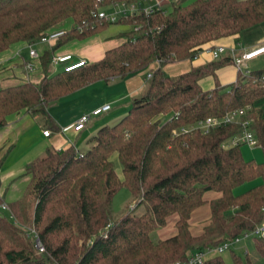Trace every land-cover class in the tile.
<instances>
[{"label":"trees","instance_id":"16d2710c","mask_svg":"<svg viewBox=\"0 0 264 264\" xmlns=\"http://www.w3.org/2000/svg\"><path fill=\"white\" fill-rule=\"evenodd\" d=\"M135 1L0 0V54L19 43L37 42L66 20L72 23L40 54L39 82L0 87V128L9 116L25 111L56 130L48 114L51 104L90 83L125 79L154 66L128 112L111 127L99 128L90 147L48 152L26 167L23 175L29 182L23 196L8 205L9 219L0 216V264H174L264 224V115L257 105L264 98V69L237 72L227 87L220 85L217 71L230 57L175 77L163 71L167 64L191 60L206 46L264 23V0H176L149 14L122 17L113 24L131 30L122 34L120 45L83 67L48 75L58 48L111 25L95 17L98 11ZM207 76L215 83L210 90L200 86ZM235 110L251 120L262 161L246 160L241 146L221 147L241 133L240 125L173 135ZM258 179L257 185L234 193ZM122 188L144 212L113 221L111 202ZM208 192L218 197L208 201L210 218L202 233L192 235L190 216ZM172 215L177 216L175 235L153 242L151 232L163 228ZM31 230L43 252L36 249ZM254 246L264 257V240L255 238ZM205 264L224 261L213 254ZM232 264L252 262L233 255Z\"/></svg>","mask_w":264,"mask_h":264},{"label":"crops","instance_id":"0c3cea01","mask_svg":"<svg viewBox=\"0 0 264 264\" xmlns=\"http://www.w3.org/2000/svg\"><path fill=\"white\" fill-rule=\"evenodd\" d=\"M171 2H173V0L169 2H166L165 0H148L147 3L149 5L159 4L161 7H165ZM70 26H72L71 21L66 20L55 26L53 31L69 30L71 28ZM115 41V43L118 44L114 43L115 46L113 47L120 45L124 39L119 38ZM216 45H221L226 48V52L221 58H231L228 63H225L217 71V78L219 79L218 81L220 85L227 87L235 81L238 72L232 63L233 56H239L252 49L264 47V23L243 31L239 37L223 38L211 46ZM68 46L70 45H63L55 51V54H70L73 59L85 60L86 57H93L92 60H87L88 62H92L101 59L106 50L113 48L108 46L106 42H103L102 44L101 42H96L95 46L91 47V49L87 48L85 54L82 53L76 56ZM28 60V45L24 43L13 45L9 50L1 53L0 87L15 85L24 81L39 82L43 77L39 63H36V70L33 73L27 74L24 70V64ZM211 61L212 59L209 55L200 53L191 60H183L167 64L163 67V71L168 76L175 77L190 71L194 67L204 66ZM253 61L264 64V54L249 61L247 66ZM209 78L211 77L207 76L203 78L200 81V86L202 87L201 84L205 83L208 87ZM145 80L146 71H141L132 76H128L125 79L113 78L105 81L116 84L115 89H113L108 95L106 94L102 96L104 90L102 89L103 91L101 90L102 92H100L101 84L99 82L101 81H96L61 98L59 101L51 104L48 108V114L56 126V130L44 127L38 119L31 117V115L25 111L9 116L6 125L0 128V209L5 212L8 211L10 216L8 205L19 200L23 196L24 190L29 182V176L23 175L28 165L44 158L48 152L62 151L69 147H73L77 151L83 152L92 144L91 140L94 136H92V134H94L93 131L106 126L107 124L94 121L93 118L99 117L102 115L101 114L96 117H90L81 131L75 132L72 129L62 131L64 127L73 124L82 114L90 113L93 109L104 104H109L111 109L103 114L111 112L114 104H120L124 111L117 113L114 117L113 115H110L108 118L111 123L115 124L126 114L124 112L129 108L132 98L138 96L144 91ZM225 82H227V84H225ZM212 88H206V90ZM257 105L261 108L264 115V98L257 102ZM57 106H60V109L54 110ZM45 130L50 132L47 137L43 135V131ZM82 147H85V149H77ZM203 197L205 203L195 209L189 219V230L192 235H199L202 233L203 227L207 224L210 218L208 201L217 198L218 194L208 192L205 193ZM2 205H5L7 210L3 209L1 207ZM176 220V215L168 217L165 226L157 230L158 236L161 238L160 240L175 235ZM245 250L247 251L246 248ZM213 254L216 253H210L207 257H210ZM259 256L263 258L264 264V257L260 254ZM254 259H257V257L250 259L252 264L255 263Z\"/></svg>","mask_w":264,"mask_h":264},{"label":"built area","instance_id":"2783aa9c","mask_svg":"<svg viewBox=\"0 0 264 264\" xmlns=\"http://www.w3.org/2000/svg\"><path fill=\"white\" fill-rule=\"evenodd\" d=\"M169 2L171 0H165ZM148 0H137L132 3H115L110 8L112 12L107 14L105 10L98 11L95 14V17L100 19L101 21L108 22V23H115L118 19L122 17L137 15L139 13L149 14L156 9H160L161 6L158 4L149 5ZM80 29V28H79ZM66 30H54L47 32L44 34L37 42L28 45V55L29 60L24 64V70L27 74L33 73L36 70V63L39 59V53L34 49V45L36 43L41 44H48L49 46L54 45V43L61 37ZM226 48L221 45H216L213 47H205L203 48L198 54L203 53L209 55L212 60H218L225 54ZM197 54V55H198ZM264 54V47H259L257 49H252L250 51L244 52L239 56H233L232 61L233 65L236 67L238 72L241 73H248L249 71L242 70L246 69L247 63L252 59L256 58L257 56ZM196 55V56H197ZM87 60L85 59H73L72 55L64 54V55H56L52 56L51 58V65L55 68L61 67V71L63 72H70L80 67L85 66ZM147 78L151 77L150 72L146 76ZM111 109L109 104H104L100 107L93 109L90 113L82 114L73 124L64 127L62 131H67L72 129L75 132L81 131L85 124L88 122L90 117H96L103 113L108 112ZM244 111L243 110H235L226 113L221 117H208L198 123L191 125L189 127L181 128L178 131H173V135L189 133L192 131H199L202 134H208L210 130L213 128L221 127V126H228L231 124L240 125L242 131L238 135H234L225 141L222 142L221 147L223 149H229L238 146H247L249 148H255L257 145V140L254 135V131L251 128V120L242 119ZM49 131H43V135L47 137L49 135ZM137 202L134 201L132 205H129L128 209L133 211ZM3 209L7 207L2 205ZM109 227V225L107 226ZM31 233L34 235L35 240V247L39 252H43L44 249L41 246L36 234L33 230ZM256 236V238H260L264 240V224L256 227L254 230L250 232H245L238 237L233 239L226 240L222 242L219 246L213 249H205V250H196L190 253L187 256V259L184 261H178L174 264H205V260L210 253L222 254L223 252L227 251L232 247L233 244L239 243L240 238H246L248 236Z\"/></svg>","mask_w":264,"mask_h":264},{"label":"rangeland","instance_id":"374dc122","mask_svg":"<svg viewBox=\"0 0 264 264\" xmlns=\"http://www.w3.org/2000/svg\"><path fill=\"white\" fill-rule=\"evenodd\" d=\"M173 1H176V0H173ZM105 12L107 14H110L112 12V9L111 8L105 9ZM66 28H67V26H66ZM130 30H131V27L124 25V24H111L106 29L101 31L100 33L94 35V37L92 36V37L85 38L83 40L70 41L64 45H70V46H68V47H70V50L73 52L74 55L78 56L79 54H82V53L85 54L87 52V48L91 49V47L95 46L96 42L97 43L101 42V44L103 42H106L108 44V46L113 47V46H115V44H118V43H115L116 42L115 40L122 38L121 37L122 34L129 32ZM122 39L125 40V38H122ZM48 48H50V46L48 44L36 43L34 45V49L39 54H41L44 50H46ZM92 58L93 57H86V60L90 61V60H92ZM151 68H154V66L149 67L145 70L146 76L149 73V71L151 70ZM60 69H61V67L55 68L54 66L51 65L49 68V71L47 73H48V75H53L55 73L61 72ZM260 69H264V64L253 61V62L248 64L246 69H242V70L252 71V70H260ZM99 83L101 84L100 92H102L104 90V92H102V96H104L106 94L108 95L116 87V84L113 82L101 81ZM208 83H209L208 87L206 86L205 83L201 84L203 89L212 88L215 85L214 79L212 77L209 78ZM225 84H227V82H225ZM58 109H60V106L59 107L57 106L56 108H54V110H58ZM121 111H124L123 107H121L120 104H114L111 112H109L108 114H102L101 116L93 118V119H94V121H99L100 123L103 122V124H107L106 126L111 127L113 125V123H111V121L108 120L109 116L113 115V117H114V116H116L117 113H119ZM127 112H128V109H126V111L124 113H127ZM166 118H167L166 116L161 117L162 120H164ZM93 132H94V134H92V136L96 134L97 130H95ZM77 149H79V150L83 149L84 150L85 147L77 148ZM240 152L246 160H255L256 162H260L263 160V154H262V150L260 148H252L251 149L247 146H241ZM112 161L114 162L115 171L117 172V174L119 176H121V166H120V163L118 162L116 156L112 157ZM258 183H260L259 179L252 181V182H248V183L244 184L243 186L235 189L234 193L235 194L241 193L244 190L248 189L249 187L257 185ZM134 201L135 200H133V198L131 197V194L129 193V191L127 189L122 188L121 190H119V192L113 197V200H112L111 206H110L113 221H117L120 217H122L126 213H130V214L136 215V216L142 214L144 212V206L142 204L137 203V205H135L133 211H130L128 209L129 205H132ZM0 216L4 219H9L8 211L5 212V211H2L0 209ZM157 230H159V229L154 230L150 234V238L153 242H157L161 239L158 236ZM255 238H256V236H252V235H250L246 238L241 237L239 243L233 244L229 250L223 252V254L220 256L223 259L224 264H232V256L233 255L238 256L241 259H245L246 257H248L249 259H253V258L257 257V259H254L255 263H253V264H263V258H261L259 256L258 252L254 248V239ZM79 243H81V242H79ZM245 248L247 249V251L245 250Z\"/></svg>","mask_w":264,"mask_h":264}]
</instances>
